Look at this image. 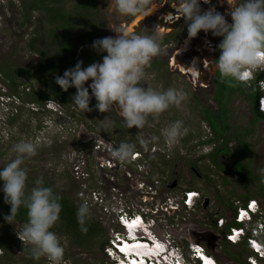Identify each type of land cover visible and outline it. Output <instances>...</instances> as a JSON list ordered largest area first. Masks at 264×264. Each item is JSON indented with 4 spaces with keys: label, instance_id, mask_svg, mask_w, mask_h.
<instances>
[{
    "label": "rangeland",
    "instance_id": "obj_1",
    "mask_svg": "<svg viewBox=\"0 0 264 264\" xmlns=\"http://www.w3.org/2000/svg\"><path fill=\"white\" fill-rule=\"evenodd\" d=\"M104 2L103 13L108 17L104 29L106 37L115 38L120 34L119 29L137 33L142 30L146 35H158L161 40L169 33L181 32L182 38L178 42L169 40L162 43L166 53L152 59L151 63L154 65L145 69L146 76L141 86L158 90L169 87L183 89L188 93L187 99L179 108L170 107L156 118L150 116L151 126L146 125L138 130L135 126L125 128L122 117L115 107L108 113H101L95 109L96 101L91 97L90 89L89 107L93 109L90 112L83 113L77 108H72L70 96L65 105L60 103L65 106L64 108L67 107L66 109L61 106L58 109L56 106L54 110L46 108V112L40 110L41 112L36 114L33 111L38 109L37 103H27V100L23 102L17 96L9 97L10 101L8 90L1 84L0 167L15 158L12 151L14 144L21 140H29L37 145L36 155L27 158L22 165L29 180L35 182L42 178L43 181L52 182L60 194H68L79 202L83 200L88 202L91 218L99 223L103 231L101 233L100 230L96 236L89 237L83 244H78L73 235L59 236L65 246L64 260L67 264H112L102 244H106L105 239L120 229L117 223L119 212L130 210L150 214L156 209L159 210L156 215L159 222L155 228L157 234L165 236L169 233L184 252L186 260H189L190 243L200 242L222 264H245L247 255L251 252L248 245L244 240L242 241L244 243L239 244L226 242L223 237L225 229L217 230L215 223L221 217L225 218L226 223L231 221L235 207L249 199H258L260 205L258 214L250 224L264 218V200L260 199V191L264 187V182H261L264 173L260 172V169L264 168V118L257 120L253 118L252 103L245 93L255 90V84L251 82L249 86L239 91L229 92L226 104L227 127L222 138L216 137L204 121L203 112L208 106L212 109L217 106L214 100L217 76V70L214 69V53L221 37L213 36L211 32L207 34L203 31L198 32L202 40L205 38L208 51L202 52L206 69H202L197 58L192 60L195 61V65L192 64L191 67H195L200 73L199 78L194 79L190 75L189 67L186 68V72L177 67L176 61L175 66L171 65L176 53L180 49L187 53L191 45V40L185 44L187 32L184 30L187 29V25L184 18L162 23L164 15L169 12L175 13L172 8L174 0L151 2L147 16L138 14L134 17L119 14L116 11V0ZM240 2L241 0H210V4L201 3L206 10L215 7V10L224 15L226 21L230 23V11ZM19 3V0H0V65L9 62L19 69H28L37 74L40 73L37 66L39 54L29 51L26 40L39 12L32 14L34 18L31 26L21 27L23 14L18 11ZM68 5L71 7L72 3ZM21 33L25 35L23 38H20ZM207 74L208 82H205ZM23 77H17V81L49 91L40 81L30 76ZM89 83L90 80L85 83V87ZM24 88L21 86L19 89L23 91ZM50 106H54V103H50ZM67 112H72L77 117L74 118ZM176 120H182L188 131L178 143L169 147L162 130ZM105 134H111L114 141L103 138ZM154 136L157 137L156 141L152 140ZM228 136L231 138L230 155L220 153L217 164L210 153L217 149L218 144L223 143L224 137ZM239 137L247 146L244 156L239 154L242 147L237 140ZM140 138L146 141V147L138 143ZM122 141L136 143L137 153H142L143 157L129 164H120L113 160L110 150ZM148 155H154L157 158L155 161L161 163L159 164L161 173L145 163ZM163 155L164 159L168 160L167 165H162ZM108 159H110L108 164L112 167H101ZM238 163L245 165L250 178L252 175H258L260 178L250 183L228 170V166L235 168ZM86 172L89 173L88 176ZM129 173L133 180L127 181ZM169 182H176V187L167 189ZM142 183H146L143 190L145 192L149 191L150 184L154 186L153 190L157 188V195L153 192L148 193L154 194L153 201L149 198L147 201L144 200L141 191L137 190V184ZM186 190H195L202 195L193 211L177 204ZM172 196L177 202L169 205L168 197ZM206 201L208 203L204 207ZM176 206L179 210L171 209ZM58 226L62 229L63 224L59 223ZM20 242L27 243L21 240ZM16 253L14 258L7 255L4 257V250L0 247V264H18V255L21 257L24 255L19 249H16ZM41 258L43 264H49L46 258Z\"/></svg>",
    "mask_w": 264,
    "mask_h": 264
},
{
    "label": "clouds",
    "instance_id": "obj_2",
    "mask_svg": "<svg viewBox=\"0 0 264 264\" xmlns=\"http://www.w3.org/2000/svg\"><path fill=\"white\" fill-rule=\"evenodd\" d=\"M201 2L210 4V0H174L175 14L169 13L164 18L171 22L180 17L184 18L187 25L185 44L195 38L200 31L222 37L218 45L220 55L215 61L214 69L218 71L221 81L227 83L229 87L233 86V81L246 87L253 82L258 93L256 107L258 111L264 113V0H241L230 11V23L226 21L224 15L215 10V7L202 11ZM150 4L151 0H116V11L130 17L138 14L147 16ZM118 31L120 34L115 38L109 36L93 41V49L106 53L102 57V62L82 67V62L78 61L74 67L65 70L62 76H56L55 83L64 91L70 87L75 88L72 103L81 112L93 110L89 107L90 89L91 97L96 101L95 109L101 113H108L115 107L126 128L135 126L140 130L146 125L151 126L150 116L156 118L170 107L179 108L187 99L188 93L172 87L158 90L141 86L146 76L145 69L150 67L153 58L164 55L166 48L158 35H146L142 30L139 33L126 29ZM82 48L83 46H80L78 51ZM190 52L180 54V58L175 57L172 62L176 61L178 68L181 65L189 67L190 75L198 79L200 73L195 67H191L194 64L192 60L197 58L200 65L204 60H200L197 52L192 51V54ZM185 62L188 64L185 65ZM89 80L91 83L85 87ZM3 87L5 88L4 85ZM9 97L16 98L8 95ZM50 103H54V106H50ZM44 106L53 110L56 106L58 109L62 107L52 99H47ZM187 131L183 121L176 120L162 130V135L166 144L171 147L178 143ZM152 140L156 141L157 137H152ZM138 143L146 147L143 138H140ZM12 151L15 158L0 167V181H3L0 191L4 193L5 203L10 205V214L4 219L10 223L18 209L23 206L27 210V220L19 233V239L27 241L31 246L29 249L31 259L38 261L44 257L49 264H67L64 260L65 246L62 238L50 230L60 219L61 197L54 193L52 187L44 186L42 178L35 181V186L29 192L25 191L27 171L22 165L27 158L36 155L37 145L29 140H21L13 145ZM136 155L137 144L128 141H122L110 150L111 158L120 164H129L133 160L136 162L143 157L139 152ZM108 166L112 167L108 162L101 165L105 168ZM260 172L264 173V168L260 169ZM85 174L89 175L88 172ZM132 179L133 177H127V181ZM261 182H264V179ZM150 185L149 191L145 192L143 190L146 183L137 184V190L141 191L143 199L147 196L153 201L154 194L148 193L153 192L157 195L158 192L157 188L153 190L154 186ZM167 188L171 189L169 186ZM168 198L169 205L177 202L173 196ZM201 198L202 195L198 191L186 190L177 204L193 211ZM260 199L264 200L262 197ZM236 207L233 219L226 223L225 218L221 217L216 220L215 228L225 229L223 237L226 242L239 244L245 241L251 250L245 264H264V218L250 224L259 212V200L249 199ZM171 209L179 210V207ZM158 212L157 209L150 214L130 210L119 212L117 223L120 229L113 232L103 247L112 264H133L134 259L138 264H205V257L210 260L206 264H222L200 242L190 243L189 260H186L184 252L169 233L165 236L157 234L155 228L159 223L156 218ZM76 219L81 233H86L87 223L91 219L90 206L86 200L79 204ZM167 249L173 254L172 263L165 260Z\"/></svg>",
    "mask_w": 264,
    "mask_h": 264
},
{
    "label": "trees",
    "instance_id": "obj_3",
    "mask_svg": "<svg viewBox=\"0 0 264 264\" xmlns=\"http://www.w3.org/2000/svg\"><path fill=\"white\" fill-rule=\"evenodd\" d=\"M104 1L105 0H19L18 11L23 14V19L20 22L21 27L31 26V21L34 18L32 14L34 12H39L37 17H35L33 28L31 29L30 36L27 38L26 43L29 51L39 54L37 66L40 73L36 74L30 72L28 69H19L9 62L5 65H0V82L8 90L9 94L11 96H17L22 101L27 100V103H37L39 108L33 111V113L36 114L41 111H47L44 106L47 99L55 100L64 105L68 102L67 99L70 98V96L72 99L75 88L70 87L67 91L62 90L59 85L55 83V77L62 76L65 70L74 67L78 61L82 62V67H86L91 63L101 61L102 57L106 55V53L99 52L92 48L93 41L106 37L104 29L108 23V17L103 13ZM67 2L72 3L71 7ZM24 36V33L20 34V38ZM181 38V32L176 31L172 34L169 33L161 42L163 43L169 40L178 42ZM221 40L222 37L216 45L214 55L215 61L220 55L218 45ZM80 46H83V48L78 51ZM153 65L154 63H151L150 66ZM24 75L27 77L30 76L36 81H40L43 85L48 87L49 91L32 84L27 86V83H23V81L18 82L17 77L22 78ZM215 84L216 91L214 100L217 106L214 109L210 106L204 108L203 116L204 121L212 129L215 136L222 138L221 136L224 135V131L227 127L226 104L228 102L229 92L239 91L246 86L233 81V86L229 87L227 83L221 81L218 71L215 77ZM21 86L25 87L23 91L19 89ZM245 93L252 103L253 118L255 120L263 119L264 113L258 111L256 104H253V102L256 103L258 97L257 91L252 90L249 93ZM62 107L64 108L65 106ZM71 107L76 108L74 104ZM67 114L72 115L74 118L77 117V115L72 112H67ZM103 138L114 141V139L111 138V134H105ZM237 139L238 142L242 144L241 149H239V154L240 156H244L247 152V146L240 137ZM230 141L231 138L229 136L226 138L224 137L223 143L221 145L218 144L217 149L210 153L215 162H217L220 153L230 155ZM164 158L165 155H163L162 158V165H167L168 160ZM155 159L157 158H155L154 155H148L145 163H148L152 169L155 168L157 172L161 173V169H159L161 167L159 164L161 163H157ZM228 170L232 173L235 172V175H238L239 178L248 180L250 183L260 178L258 175H252L250 178L249 172L245 169V165L241 163H238L235 168L233 166H228ZM43 182L44 186L52 187L54 193L61 197L60 219L53 225L50 229L51 231L55 232L58 236L73 235L78 244L85 243L89 237L96 236L100 230L102 233L103 230L99 226V223L92 218L87 223L88 231L86 233H81L76 219V210L81 202L68 194H60L57 192L52 182ZM2 185L3 181H0V187H2ZM33 186H35V182L30 181L29 177H27L26 193L29 192ZM260 196L264 199V187L260 191ZM26 211L27 210L21 206L14 219L10 221V223L6 222L4 217L10 214V205L5 203L4 193L0 191V247L4 250V257L7 255L13 256L14 258V256L16 257L17 255L16 249L22 251L24 256L21 257L18 255V264H43L42 258L38 261L31 259L29 255L31 246L28 243L22 244L18 239V235L21 232L19 230H22L23 224L27 220ZM59 223L63 224L62 229L58 226ZM17 224H19V226ZM16 228L19 229L15 231ZM108 239L109 238H106L104 242L107 243ZM102 246L104 247L105 244L103 243Z\"/></svg>",
    "mask_w": 264,
    "mask_h": 264
},
{
    "label": "flooded vegetation",
    "instance_id": "obj_4",
    "mask_svg": "<svg viewBox=\"0 0 264 264\" xmlns=\"http://www.w3.org/2000/svg\"><path fill=\"white\" fill-rule=\"evenodd\" d=\"M151 2H153V3H158L159 2V0H151ZM200 7H201V10L202 11H204V10H206L205 8H203V5H202V3L200 4ZM173 8V7H172ZM173 10H175L174 8H173ZM173 14H175V13H173ZM165 15L162 17V19H164V21H162V23L164 22V23H168V22H171V21H167L165 18ZM181 18V17H180ZM183 18V17H182ZM162 19H159V20H162ZM178 20H180V19H177L176 21H178ZM184 20V19H183ZM185 31L187 32V29H185ZM184 31V32H185ZM201 46H203V47H201ZM175 50H177V49H175ZM188 51H191L190 53H192V51L193 52H197L198 53V56H199V58H200V60H202V52H204V51H208V46H206V44H205V38H204V40H202L201 38H200V36H199V34H197V36L195 37V38H192L191 39V45H190V47L187 49ZM184 52H186V51H184V50H179L177 53H176V55H175V57L178 59V58H180V54L182 55V54H184ZM189 53V54H190ZM183 59V58H182ZM185 60H186V58H184ZM101 62H102V60H101ZM152 62V61H151ZM171 65L172 66H175V63H171ZM177 65V67H178V64H176ZM182 67H184V66H182ZM201 67H202V69H206V67H205V65H204V62L201 64ZM185 68V67H184ZM183 70V69H182ZM185 70H186V68H185ZM187 71V70H186ZM174 72V71H173ZM207 72V71H206ZM169 74H173L172 72H168ZM202 74H204V73H202ZM209 75H210V73H208ZM208 74H207V77H206V75H205V78H204V81L205 82H208ZM194 95H196V94H194ZM238 140V139H237ZM240 143V142H239ZM241 144V143H240ZM133 180V179H132ZM132 188H133V185H132Z\"/></svg>",
    "mask_w": 264,
    "mask_h": 264
},
{
    "label": "bare ground",
    "instance_id": "obj_5",
    "mask_svg": "<svg viewBox=\"0 0 264 264\" xmlns=\"http://www.w3.org/2000/svg\"><path fill=\"white\" fill-rule=\"evenodd\" d=\"M169 13H172V12H169ZM169 13H168V14H169ZM168 14H167V15H168ZM172 14H173V13H172ZM167 15H166V16H167ZM173 15H174V14H173ZM172 60H173V59H172ZM196 62H197V61H196ZM193 63H194V65H195V61H194ZM181 69H183L184 71H186L185 68L182 67V66H181ZM186 72H187V71H186ZM194 195H195V194H194ZM130 249H131V248H130ZM171 255H173V254L171 253L170 249H167L166 252H165V260H166V262L171 261ZM207 261H210V260H208V258L205 257V264H206ZM132 263H133V264H138V262H137L135 259L133 260ZM171 263H172V261H171Z\"/></svg>",
    "mask_w": 264,
    "mask_h": 264
},
{
    "label": "water",
    "instance_id": "obj_6",
    "mask_svg": "<svg viewBox=\"0 0 264 264\" xmlns=\"http://www.w3.org/2000/svg\"><path fill=\"white\" fill-rule=\"evenodd\" d=\"M192 54V53H191ZM190 54V55H191ZM190 55H186V56H190ZM192 57V56H191ZM191 57H189V58H191ZM187 61V60H186ZM188 63L187 62H185V65H187ZM176 185V182H173V183H170L169 184V186L172 188V187H174ZM207 203H208V201H206L205 203H204V206H207Z\"/></svg>",
    "mask_w": 264,
    "mask_h": 264
},
{
    "label": "built area",
    "instance_id": "obj_7",
    "mask_svg": "<svg viewBox=\"0 0 264 264\" xmlns=\"http://www.w3.org/2000/svg\"><path fill=\"white\" fill-rule=\"evenodd\" d=\"M137 155H138V153H137ZM137 155H136V156H137ZM136 158H137V157H136ZM107 162L109 163V160H108ZM128 175H129V176H131V173H129ZM150 188H151V187H150ZM147 198H148V197H147V196H145V197H144V200H146V201H147V200H148ZM150 198H153V197H150Z\"/></svg>",
    "mask_w": 264,
    "mask_h": 264
}]
</instances>
